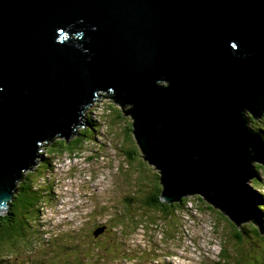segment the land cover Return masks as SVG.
<instances>
[{
    "label": "water",
    "instance_id": "95a60500",
    "mask_svg": "<svg viewBox=\"0 0 264 264\" xmlns=\"http://www.w3.org/2000/svg\"><path fill=\"white\" fill-rule=\"evenodd\" d=\"M100 90L131 104L165 201L198 192L264 232L247 186L264 164L247 115L264 112V0H0V211Z\"/></svg>",
    "mask_w": 264,
    "mask_h": 264
},
{
    "label": "rangeland",
    "instance_id": "374dc122",
    "mask_svg": "<svg viewBox=\"0 0 264 264\" xmlns=\"http://www.w3.org/2000/svg\"><path fill=\"white\" fill-rule=\"evenodd\" d=\"M99 94L101 96L88 104L85 111L94 117L102 115V121L98 118L94 121L102 136L97 131L85 130L88 127L77 126L84 130L81 136L75 132L67 139L55 137L49 142L44 141L39 146L42 156L37 158L38 164L23 169V177L16 181L15 192H19L28 174L32 175L29 178L33 187H38L35 178L40 176L34 178L37 175L35 167L47 164L41 175L47 184L44 194L48 195L52 207L45 206L42 210L41 224L35 233L46 245L31 235L28 238L35 251L29 253L31 250L26 247V242L15 241L14 237L3 239L5 244L0 242V247L7 245L9 251L5 253L11 255L5 258L12 264H27V261L47 264V255H52L55 250L61 257L80 254L77 256L80 264H235L234 261L236 264H264V232H260L258 223L251 219L235 222L201 193L185 194L170 202H178L183 197L194 201L199 195L202 197L199 202H209L213 205L211 208L207 206L196 212L191 203L185 204L181 213L171 209V217L151 207L142 208L137 199H124L128 195L137 196L139 192L148 194L151 188H147L143 181L154 170L159 174L161 171L136 147L135 137L136 143L131 141V136L127 138L126 129L132 127L128 123L132 124L133 118L125 111L131 108V104L119 103L102 90ZM247 115L252 117L250 123L253 127L264 128L261 116L255 118L250 112ZM78 137L81 140H76ZM60 138L70 142L71 149L60 148ZM124 145L131 147H125L128 150L125 151ZM128 153H131L129 159ZM252 177L247 180V186L252 192L255 190L264 195V186L252 185ZM260 177L264 179V169ZM41 180L44 183V179ZM13 200H9L7 209L0 211V216L9 213ZM262 212L259 214L263 223ZM142 215L149 219L144 220ZM112 219L113 227H110L108 221ZM107 227H110L108 231ZM97 229L100 233L95 235ZM225 248L229 251V258L224 256Z\"/></svg>",
    "mask_w": 264,
    "mask_h": 264
},
{
    "label": "trees",
    "instance_id": "16d2710c",
    "mask_svg": "<svg viewBox=\"0 0 264 264\" xmlns=\"http://www.w3.org/2000/svg\"><path fill=\"white\" fill-rule=\"evenodd\" d=\"M262 115H263L262 118L264 121V112H262ZM94 121H98V119L96 117L92 116L91 114H89L90 124H89V128H87L85 130H93V131H97L99 133L100 127H98L97 124L94 123ZM128 124H129V126H132V127H129L126 129L127 130L126 131L127 132L126 133L127 138H128V136H131V141L135 142V140H133V137H137L136 131H138V130L134 126V123H132V124L128 123ZM249 127L253 128V130H255V131H259L261 133L263 140H264V128H262V127L255 128L252 125ZM77 133H79V136H81V134L84 133V130L83 131L79 130ZM50 140H51V137H50V135H48V138L46 139V141H50ZM59 140L60 141L58 142V145L60 148L67 147V148L71 149L72 146H70L71 145V144H69L70 142H68L62 138H60ZM76 140H81V138L78 137ZM126 140L131 144V142L128 139H126ZM136 142H137V139H136ZM78 144H80V142H78ZM125 147L128 149L131 147V145H129V146L124 145L123 146L124 150L128 151ZM134 147L135 146H133L132 149ZM136 147L141 149V145L138 142L136 143ZM50 150L52 152L55 151L53 149H50ZM58 151H60V150H58ZM128 155H129V157H127V159L131 158V153L130 154L128 153ZM142 159H144V157H142ZM43 167L44 168L47 167V164L44 163L42 166L38 165L35 167V170H34L35 173L37 172V175H35L34 178L36 176H40V177L35 178V180L38 181L37 182L38 187H33V185L31 184L30 178H29V177H32L31 174L27 175V177L25 178L26 181L21 186L19 192H15L17 189V186H16L17 183H15V189L13 191V196L11 198V200L14 199L13 200L14 202L11 203V206L13 205V207H12V209H10V211H9V213H7V215L0 216V242H3L2 244H5L3 239L14 237L15 241L17 240V241L26 242V244H27L26 247H28L29 250H31V251H29V253H31L32 251H35V250H33L32 243L29 242V238H28L29 236L31 237V235H33V237H35L36 239H39L40 241L44 242V240L35 236V233L37 232V228L41 224L40 215H42V213H44L42 210L44 209L45 206L52 207V203H51V201H49V199L47 197L48 195L44 194V189H45V186L47 184L45 183L44 176L41 175V174H44ZM39 168H42V169H39ZM263 169H264L263 164H261V163H255L254 164V172H253L254 175L252 177L253 178L252 179V182H253L252 185H254L255 187L264 186V179H262L260 177V172ZM39 170H42V171H40V173H39ZM158 171L160 172L161 170H158ZM17 178H19V177H17ZM42 178L44 179V183L41 180ZM143 183L145 184V186L147 188H151V190L148 194H146V193L143 194L142 192H139L137 194V196L136 195L135 196L128 195V196H125L124 199L130 200V201H134L135 199H137V201L139 202V206H141L142 208L146 209V207H151L150 209H155V210L157 209V210L161 211L162 213H166L170 217L173 215V213H172L173 211H171V209H173L174 211L180 212L186 206L185 204H188L189 202H192L193 205L196 208H198L200 211H202L203 209H206L207 206H209V207L213 206L212 204H210L209 202H206V201L199 202V200L201 201V199H202V197L199 195L195 196L198 199H196L194 201L189 200L187 197L181 198L180 200H178V202H172L171 203L169 201H165L163 199V194H164L163 190L165 189V185H164L165 183H164V180H163V177L161 176V174L157 173L155 170L149 178H147L143 181ZM50 191L51 190L49 189V192ZM253 191L257 195V201L263 202V203H259L258 205L256 204L258 211L264 212V205H263L264 204V195H263V193L257 192L255 190H253ZM49 194L53 197L52 193H49ZM170 213H172V214H170ZM12 215H15V216H12ZM142 217H143V215H142ZM143 218H144V220L149 219L146 217H143ZM173 218L178 219L177 217H173ZM108 222H109L110 227H113L114 219L109 220ZM263 224H264V218H263ZM27 226H29V228L27 230H25V228ZM110 227H107L106 230L108 231L110 229ZM96 231H98V229ZM238 233H239V237L241 238L242 237V235H240L241 232L239 231ZM104 236H106V235H104ZM263 237H264V235H263ZM262 239L264 241V238H262ZM44 244L46 245L45 242H44ZM66 246H68V245H66ZM63 247H65V246H63ZM6 248H7V245L5 247H3V246L0 247L1 252H3L2 254H0V264H12L11 262H9L10 259L5 258V256H11V255L7 254L9 250H6ZM19 248H18V251L20 250ZM109 250H110V248H109ZM6 251H7V253H5ZM18 251L14 252V254L16 255ZM52 253H53L52 255H47L48 256L47 264H65L64 262H73L76 264H80L79 263L80 262L79 257H77L80 254H75V255H73V257L72 256L68 257V255L65 257H61L60 255H56L58 253H56L55 250H52ZM226 255H227V258H229V251H227V248L224 249V256H226ZM64 258H68L69 260L66 261ZM74 259H77V260L73 261ZM225 259H224V262H225ZM227 261L228 260L226 259V262ZM89 262L92 263L93 261L90 260ZM25 263H23V264H25ZM234 263L236 264L235 261H234ZM27 264H36V263L32 262V261H27ZM225 264H227V263H225Z\"/></svg>",
    "mask_w": 264,
    "mask_h": 264
},
{
    "label": "clouds",
    "instance_id": "9594fccd",
    "mask_svg": "<svg viewBox=\"0 0 264 264\" xmlns=\"http://www.w3.org/2000/svg\"><path fill=\"white\" fill-rule=\"evenodd\" d=\"M97 99H98V98H97ZM97 99H95V100H97ZM95 100H94V101H95ZM94 101H93V102H94ZM93 102H92V103H93ZM124 105H125V104H124ZM87 113H88V110L84 112V119H85V121H86V125H84L83 128H86V127L89 128V124H90V122H89V113H88V114H87ZM252 115H253V114H252ZM97 116H98V115H96L95 117L98 118L100 121H102V119H101L102 115H99V117H97ZM260 116L263 117L262 114H261ZM250 118H251V120H252V117H250ZM97 125H98V124H97ZM250 126H251V125H250ZM250 128H251V127H250ZM77 129L80 130V128H76L75 131H74V133H75V132L77 133V132L79 131V130H77ZM252 129H253V128H252ZM76 130H77V131H76ZM258 132H259V131H258ZM74 133H73L72 135H74ZM104 133H105V132H104ZM98 134H99L100 136H102L100 133H98ZM74 158H75V157L71 158V160L74 159ZM66 159H70V157H67ZM255 162H257V163H261V162H259V161H254L253 163L255 164ZM254 164H253V166H254ZM261 164H263V163H261ZM36 165H37V164H36ZM263 165H264V164H263ZM253 171H254V170H253ZM253 175H254V174H253ZM124 196H125V195H124ZM190 203H191V205H193L192 202H189L188 204H190ZM193 206H194V205H193ZM190 207H192V206H190ZM194 207H195V206H194ZM199 211H200V210H199L198 208H196V212H199ZM202 211H203V210H202ZM91 212H92V211H91ZM98 231H99V230H98ZM94 234H95V232H94ZM95 235H96V234H95Z\"/></svg>",
    "mask_w": 264,
    "mask_h": 264
},
{
    "label": "bare ground",
    "instance_id": "6f19581e",
    "mask_svg": "<svg viewBox=\"0 0 264 264\" xmlns=\"http://www.w3.org/2000/svg\"><path fill=\"white\" fill-rule=\"evenodd\" d=\"M86 109H87V106H86ZM260 116V115H259ZM258 116V117H259ZM42 144H44V141H42L41 143H40V145H42ZM39 145V146H40ZM42 155H41V153H39V147H38V157H36V158H34V163H33V165H35L36 163H38V160H37V158H39V157H41ZM30 167H32V165L30 166ZM22 172V171H21ZM22 175V174H21Z\"/></svg>",
    "mask_w": 264,
    "mask_h": 264
},
{
    "label": "snow or ice",
    "instance_id": "6c2138e0",
    "mask_svg": "<svg viewBox=\"0 0 264 264\" xmlns=\"http://www.w3.org/2000/svg\"><path fill=\"white\" fill-rule=\"evenodd\" d=\"M232 47H234V48H235V47H236V45H235V44H233V45H232Z\"/></svg>",
    "mask_w": 264,
    "mask_h": 264
}]
</instances>
